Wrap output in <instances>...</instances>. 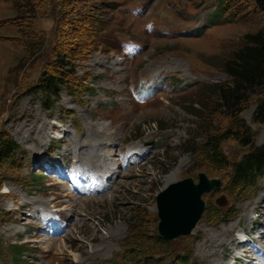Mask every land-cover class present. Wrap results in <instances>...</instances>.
I'll return each instance as SVG.
<instances>
[{
  "label": "rangeland",
  "instance_id": "1",
  "mask_svg": "<svg viewBox=\"0 0 264 264\" xmlns=\"http://www.w3.org/2000/svg\"><path fill=\"white\" fill-rule=\"evenodd\" d=\"M260 31L255 0H0V137L18 145L0 161V264H264V176L237 193L205 150L214 132L238 159V120L264 143L257 95L236 114L217 87ZM58 62L71 84L45 96ZM200 172L221 186L190 234L164 239L157 194ZM211 234L225 238L200 249Z\"/></svg>",
  "mask_w": 264,
  "mask_h": 264
},
{
  "label": "trees",
  "instance_id": "2",
  "mask_svg": "<svg viewBox=\"0 0 264 264\" xmlns=\"http://www.w3.org/2000/svg\"><path fill=\"white\" fill-rule=\"evenodd\" d=\"M259 10L264 12V0H255ZM217 13L212 15V20ZM246 44L239 48L226 65V72L231 77L228 83L218 84L222 105L239 114L243 104L257 95L253 121L264 123V31L247 33ZM59 61L63 62L61 58ZM66 64H54L48 71H43L38 79L37 90L45 96L58 95L63 88L71 84L69 75L64 71ZM233 133L244 148L242 155L233 161L223 151L224 138L211 132L205 143L208 159L223 168H229V184L237 193L246 188L257 186L264 176V143L256 144L254 133L246 123L238 120ZM18 150L17 143L10 137H0V161L11 159ZM181 264H186L182 262Z\"/></svg>",
  "mask_w": 264,
  "mask_h": 264
},
{
  "label": "water",
  "instance_id": "3",
  "mask_svg": "<svg viewBox=\"0 0 264 264\" xmlns=\"http://www.w3.org/2000/svg\"><path fill=\"white\" fill-rule=\"evenodd\" d=\"M198 178L172 182L157 194L158 231L164 239L175 240L190 234L205 210L203 194L222 184L220 178H209L205 172H200Z\"/></svg>",
  "mask_w": 264,
  "mask_h": 264
},
{
  "label": "bare ground",
  "instance_id": "4",
  "mask_svg": "<svg viewBox=\"0 0 264 264\" xmlns=\"http://www.w3.org/2000/svg\"><path fill=\"white\" fill-rule=\"evenodd\" d=\"M94 138H93V143H94V152H92V155H93V159H91V158H89V159H87L88 160V163L89 164H91V165H94L99 171H102V169H103V167H102V164L100 163V158H99V148H98V144L96 143L97 141H98V135H94L93 136ZM101 150V149H100ZM101 161H102V159H101ZM87 163V164H88ZM89 166V165H88ZM174 179H169V183L171 182V181H173ZM91 181V180H90ZM92 182H95V180L94 181H92ZM96 189V188H95ZM89 191V190H88ZM209 237H208V242H207V244H205V245H202V246H200V249H202V250H207V248H211V247H215L217 244H218V242H223V240H224V238H225V236L223 235V237L220 239L219 237H217L216 236V234L215 235H213L212 236V234L211 235H208ZM212 249V248H211ZM210 250V249H209ZM217 251V249H213L212 250V252L213 253H215ZM217 253V252H216ZM212 257V256H211ZM213 258V257H212ZM214 261H215V264H223V262H222V259H221V261H220V259H217V258H215L214 259Z\"/></svg>",
  "mask_w": 264,
  "mask_h": 264
}]
</instances>
